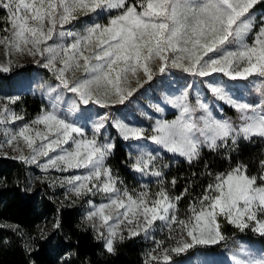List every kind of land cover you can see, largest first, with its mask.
Here are the masks:
<instances>
[{"label": "snow or ice", "instance_id": "obj_1", "mask_svg": "<svg viewBox=\"0 0 264 264\" xmlns=\"http://www.w3.org/2000/svg\"><path fill=\"white\" fill-rule=\"evenodd\" d=\"M261 4L264 0H0V47L5 55L0 72H9L15 57L30 56L56 81L47 89L50 106L15 128L8 125L24 120L12 107L19 97L0 96V151L11 148L17 153L11 159L34 164L45 174L74 173L52 183L68 185L78 198L102 194L107 202L87 201L91 210L85 220L110 254L117 242L167 229L171 243L163 247L164 240L154 241L144 264H172L173 253L226 241L221 218L264 239V157L251 172L250 164L240 161L209 173L211 181L189 201L181 218L177 205L188 189L172 196L152 153H142L132 168L157 177L156 191L120 187L123 181L107 163L114 144L103 137L110 126L125 141L151 140L189 164L204 149L228 153L231 159L230 151L242 141L264 140V10L259 15L254 11ZM173 70L199 80L215 99L236 111L239 123L213 118L199 94L191 103L192 84L167 98L179 114L172 121H157L151 135L109 111L94 110L132 102L145 84ZM245 81L259 95L258 102L230 94L235 82ZM174 83L161 80L159 86L172 88ZM0 227L17 231L16 225ZM53 227L59 228V221ZM189 264L225 261L194 252ZM230 264H264V249L241 244L231 253Z\"/></svg>", "mask_w": 264, "mask_h": 264}, {"label": "trees", "instance_id": "obj_2", "mask_svg": "<svg viewBox=\"0 0 264 264\" xmlns=\"http://www.w3.org/2000/svg\"><path fill=\"white\" fill-rule=\"evenodd\" d=\"M254 10H259V15L264 4L257 5ZM18 80L17 75L0 73V87L8 90L10 96L19 97L12 107L23 115L24 122H28L41 108H48L50 101L33 89L23 90ZM109 128L114 149L107 163L113 174L123 181L120 187L139 191L145 178L136 176L138 172L132 168V151L127 142L114 128ZM3 139L0 129V141ZM230 156L231 159L228 153L204 149L200 159L191 164L181 156L162 154L158 157V167L164 173L163 179L170 194L177 196L188 189L177 205L178 216L183 218L189 201L201 195L212 179L209 173L223 172L240 161L250 164L249 171H253L256 163L264 157V140L242 141L239 147L230 151ZM40 173L43 172L39 168L33 169L19 160L0 156V224L17 226V231L0 227V264H144L146 254L155 247L154 241L164 237V231L158 228L149 237L140 235L117 242L115 253H108L94 232L82 222L88 203L68 197L65 187L53 184L55 179L40 176ZM36 179H40L38 190L33 187ZM173 179L176 181L174 186L171 184ZM155 182L151 180V183ZM57 221L60 227L54 228ZM221 229L228 237L226 241L197 249L218 252L220 247L227 248L237 238L248 239L264 248V239L251 231L240 232L227 223ZM197 249L175 255L172 259L186 258Z\"/></svg>", "mask_w": 264, "mask_h": 264}, {"label": "rangeland", "instance_id": "obj_3", "mask_svg": "<svg viewBox=\"0 0 264 264\" xmlns=\"http://www.w3.org/2000/svg\"><path fill=\"white\" fill-rule=\"evenodd\" d=\"M254 11L258 12L259 10H254ZM4 60H5L4 51L3 48L0 47V61H4ZM17 71L20 72L17 73ZM0 73H2L5 76L10 74H13L15 76L17 75V77L19 78L18 83L19 85H21V88L23 90L28 91L29 89H33L34 91L40 93L48 100L49 98L47 95V89L49 86L54 87L56 84V81L52 77V74L47 69L38 66L34 62L33 58L30 56L15 57L11 70L7 73H3V72ZM161 80L175 81V83L173 84L172 88L160 87L159 81ZM189 84H192L189 95V100L191 103L193 104L195 103L196 97L199 94L201 99L208 104L213 118L217 120L226 119V120H231L234 123H239L238 114L233 108L229 107L223 101L215 99L210 93H208L205 90V88L200 84L199 80L193 82L192 77L182 74L176 70H173V72L170 75L164 77H161L159 75L156 76L152 82L145 84L143 88H141L138 92L135 93V95L132 97V102L130 103H126L124 105L117 104L109 109H102L99 108L98 106H94V110L100 113L109 111L113 115H116L124 119L125 122L129 123L131 126L141 127L145 129L146 135H151L153 134L152 129L156 125L157 121H172L176 119V116L179 114V110L173 107L171 104H169L167 102V98L173 95H179L180 92ZM230 94L234 98L242 97L247 102L259 101V95L250 85H248L246 81L235 82L232 88L230 89ZM51 95L55 97L57 93L53 92ZM71 95L72 94L69 93L65 96L64 103L61 104L60 106L62 110L67 107V101L68 99H70ZM0 96H10V93L8 92V90L0 87ZM157 108H159L160 110L157 111ZM200 114L201 113H197V116H199ZM23 123L25 122L17 121L15 122V124L10 123L8 127L15 128ZM89 134H90V126H89ZM103 137L108 139V141L112 143L110 138L109 127L103 130ZM126 142L128 144L129 150L132 151L131 153L133 159L132 164L135 162L137 157H139L142 153H152L154 156H156L157 167L159 166L158 157H160L162 154H168L176 157L179 156L167 152L163 148H158L155 144L152 143L151 140L148 139H142L139 141L128 140ZM21 146L23 147V145ZM4 153H7V157L10 158L14 155H17V153L13 152L12 149L9 147H5L2 151H0V156H5ZM24 153L25 155L28 154V150L26 148L24 149ZM27 165L31 166L33 169H38L34 164H27ZM76 171L78 172L80 170H76ZM49 172L50 173L48 174L40 173V176L47 178L51 177L53 179H56L58 177H64L74 174V173H59V172H55L54 170H50ZM136 176L144 177L145 181L143 182L142 185L147 186L153 192L156 191L158 184L155 182L154 176L148 174H141L140 172L136 173ZM151 180H154L155 183H151ZM39 186H40V179H36L33 184V187L35 190H38L40 189ZM64 187L67 190V196L77 201H83V202L85 201V203H87L88 200H91L93 204H100L107 202L103 199L102 194H97L96 196L89 195L78 198L68 190L69 189L68 185H65ZM90 210L91 208L90 205L88 204V208L86 209L83 215L82 222L86 227H89L91 229V227L89 226V222L85 220V216ZM224 223L226 222L223 220V218H221L220 219L221 227ZM163 231H164L163 232L164 237L157 238L156 241L164 240L165 243L163 247H168L169 244L171 243L168 240V231L167 229H163ZM141 236L144 235L141 234ZM241 244L247 247H254L255 249H264L261 246L257 245V243L251 242L248 239L237 238L232 240L231 244H229L227 248L220 247L218 252L207 251L205 253H207L209 259L225 261V264H230L231 253L237 251L241 246ZM195 252L199 253L203 251L197 249ZM175 255L177 254L173 253L172 257H175ZM192 257L193 254L180 260L172 259V264H189Z\"/></svg>", "mask_w": 264, "mask_h": 264}]
</instances>
